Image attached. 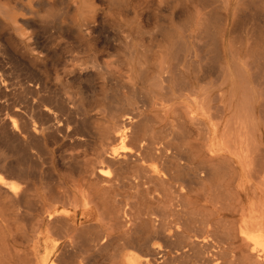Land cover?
Segmentation results:
<instances>
[{"label":"bare ground","instance_id":"6f19581e","mask_svg":"<svg viewBox=\"0 0 264 264\" xmlns=\"http://www.w3.org/2000/svg\"><path fill=\"white\" fill-rule=\"evenodd\" d=\"M26 1L28 2L27 6L20 5V7L29 14L35 13L34 9H32L34 6L50 7V0ZM71 1V4H66L64 13L60 12L59 14V10H57L56 14L49 16L51 17L50 19L40 22L41 25L38 28L43 31L42 34L52 30L56 35L69 33L78 43L91 40L96 29L102 26L97 27L99 18L102 20L101 23L106 22L102 16L103 12H101V15L99 14L101 10L96 6L97 1L106 6L108 10L115 12L119 21L115 22V20H112L116 24L117 29L114 31L111 29L113 31L111 37L109 36L111 39L108 37L102 45L95 47V56L83 64L77 63V61L73 62L74 58H71L70 61L73 63H69V66H66L68 67L67 73L75 74L83 71L90 73L95 72V70L110 72L107 69L110 63L104 60H109L113 54L111 52L115 51L116 48L121 49V58L114 65L112 64L115 68H118L115 69L113 67L117 71L112 69L125 79H128L127 76L131 71H139L140 62L138 59L140 57L138 46L140 35L138 28L132 27L130 24L129 13L131 9L128 0ZM143 1L145 3L151 2V0ZM155 1H157L158 7L163 4V8L169 9L172 6L170 0ZM200 2L198 1V3ZM204 2H201L202 5ZM205 4L203 8L210 6L215 11L209 14L205 9V13L198 10L204 15H200L199 12L195 14L192 12L191 28L185 29L186 27H184L183 30H185H182L183 33H186L183 36L184 39L177 41L167 38L168 41L167 39L159 41V51H157V53L159 52L160 64L157 74L158 87L163 88V82L167 81L172 75L168 62H165V60L167 58L175 60V58L179 57L178 54L185 56V58L189 54L191 55L193 47L189 43L187 44V38H192L191 35L195 34L193 41L201 40L203 32L198 30L203 27L205 28L203 33L205 34V44L202 47H205L207 53H209L208 51L213 53L212 58L216 62L217 60H222L219 66L216 69L214 68L217 73L216 77H218L215 80H218L219 83L215 91L206 92L207 89L205 87L201 90H196L182 80L183 82L179 84L181 88L179 87L178 96H184V99L178 101L172 93H169V98L158 99L157 96V98L153 97V103L156 105L161 104L163 115L159 114L152 118L147 115L142 117L138 111L127 109L119 117H116L115 114L109 117L106 110L100 109L101 115L92 117L80 108L78 111H72L70 105L74 102L72 96L67 93L61 92L60 89V92H58V89L56 90L57 92L50 91L46 84L42 82V79L41 81L35 79V81L34 77L31 79L28 76L29 74L27 76L24 75V78L22 77L21 89L12 90L10 95L13 97L12 102L21 103V105L25 104V107L29 110L27 112L29 117L27 115V117L23 118L24 120L22 119L23 123L19 129L15 125H4L3 128L0 125L1 142L9 145L13 152L17 153V155L19 154V157L28 156L27 153H29L31 147H34V143L40 146L43 139L39 135L42 131L39 130L40 127L37 129L36 126H29L30 119H38L39 123L42 122V125L43 123L47 125L46 129L52 128L54 130L55 126L57 128L55 120L52 118L53 116L42 110L45 105H49L55 107L58 113L67 118V123H71L74 126V130H71L73 132H70L72 134L70 137L76 141L78 146L87 147V142L81 139L85 135L96 137L100 144H96L93 147L95 154L87 171L91 180L84 183L79 181L71 184L68 193L67 191L64 193V191L63 195L53 196L49 204L37 200L39 196H36L34 200H30L31 192L35 189L34 184L40 187L46 184L39 180L41 175L38 176L39 179L37 180L35 179L36 175H32L29 170L31 175L27 170L24 171L26 168L21 170V167L18 166L19 164L16 165V162L14 163L16 166L11 167L12 164L9 165L8 161L0 159V199H7L12 207L20 208L19 206L23 205L25 209L32 212L30 215L24 211L22 212L23 216L30 219H28V222L24 220L25 217L21 219L27 224V228L23 231L22 242L25 244L24 249H20V245L7 244L5 242L6 238L0 237L4 240L0 242V252H2L0 253V264H49L44 257H41L38 253L36 254V252H47L45 245L49 244L54 252L61 245V252L68 253L108 252L110 250L127 253L134 250H144L146 252L144 262H137V259H134L132 255L123 253L121 255V264H264V93L260 90L259 93L254 88L256 85L264 87V0H216ZM198 5L200 7V4ZM0 15L5 23L0 22L10 30V37L21 48L22 56H26L30 60L39 59L40 53L38 50L44 51L46 46L41 43L43 41L40 42L36 35L32 36L25 29L27 25L35 26V24L30 20H23L18 23L16 17L12 16V13L8 14L6 7L3 5H0ZM203 16L207 18H205L206 22L204 18H201ZM134 18H137L136 12L134 13ZM189 19L188 21H190ZM246 25L249 30L251 29L252 37L249 36L250 31H246ZM237 26L242 30L241 44H238L239 48H243L241 58L239 56L240 52L236 49L238 45L234 46V42L231 43L230 39V33ZM35 27L37 28V26ZM214 27L218 30L217 32L214 31ZM56 35L53 38L54 41L57 39ZM64 36L63 39L65 38ZM51 37L46 38L51 40ZM69 37H67L68 40L71 39ZM54 41L51 42L53 43ZM235 42L239 41L236 40ZM203 48L201 49L203 50ZM6 57L13 60H18L17 58H19L0 38V95H6V86L2 77L9 75L12 78L15 75L13 74L14 70L12 73L8 68H6L7 72L4 69L7 66L4 62ZM70 57H72V54ZM204 57L205 55L202 60ZM189 58L191 59L192 57L189 56ZM99 59H103L102 62L104 61L103 65L106 66L105 68L98 64ZM4 63L6 66H4ZM194 64L196 65L197 63ZM16 68L18 69V66ZM252 69L255 72L253 77H255L254 79H256L258 84L253 82L252 84L248 81L250 77H248L247 72ZM24 70L26 71V68ZM184 70L186 72V69ZM20 72L22 74V71ZM34 75H36L35 72ZM30 79L32 84L33 82H38V89L34 87V84H30V86L26 83ZM205 84V86H208V82H205ZM177 85L176 87L179 86ZM10 95L8 94V96ZM36 95H40V98L38 97L39 101L37 103L30 101V98ZM151 95L153 96L154 94ZM8 102L12 105L11 99ZM10 106L8 107L10 108ZM16 114L13 117H17ZM18 118L21 119L22 117ZM145 121L150 123V125H145ZM97 122H101V126L99 125L98 129L93 126ZM155 126L164 129L162 136L167 138L173 136L174 128H180L182 130V144H186L188 148L180 149V151L176 152L171 145H173L172 142L174 140H178V137L175 136L176 139H169L164 142L154 131ZM56 128V131H54L56 132L55 135L51 132L53 137L57 135L58 129ZM141 129L144 130L141 131ZM60 130L61 133V127ZM47 133L50 135L49 132ZM21 135L29 137L31 143L28 142L29 145L20 143ZM175 137L173 136V138ZM112 143H117V145L112 146L114 145ZM90 147L92 149V146ZM1 155L3 154L0 153ZM21 160L19 159L17 163L22 162ZM26 160L29 162L27 163L29 167L37 166L31 157L26 158L23 162ZM180 161H184L186 164L183 165ZM207 163H210L211 168L207 166ZM23 166L25 165L22 164ZM190 166L193 170L190 174H187V178H179L177 175L178 170L174 168L183 167L184 169ZM219 169H222V175L215 182L218 184L224 182V195H219L222 191L220 192L214 186L217 193L214 192L212 196L216 200L217 194L220 198L222 196L221 199L219 198L222 202L227 199L233 203L231 208L228 209L229 214L220 212L222 206L219 207L217 204L221 201H213L210 203L215 208L214 210L209 211L201 206L200 209L186 210L183 211V214L181 213L182 216L198 217V220L194 223L183 219L182 216L178 218L176 210L178 202L181 208L186 206L193 207L190 202H181L178 195L182 196L195 187L207 190V184L209 182L213 184L214 174ZM9 179H15L20 182L15 185ZM115 188H124L126 195L123 197L125 200L124 204L113 212L112 223L108 227L109 232L104 233L96 226H87L86 224L97 205L105 199V194ZM63 189L65 190V188ZM127 190L129 195H127ZM131 190L135 191V193L131 194ZM141 190H150L156 193V196H152L155 199L156 207L152 211H148V213L144 212L143 206H141V209L140 205L136 206L135 200H138ZM244 191H251V195L260 201L259 205H257V201L250 207L242 206V203L237 198ZM174 195H177L178 199ZM161 199H166V201ZM39 202L42 205H38ZM22 213L19 216H22ZM6 214L0 212V229L5 232L8 230L7 226L11 224V221L7 219L10 217H7ZM79 215L86 217L80 219L78 218ZM135 216L138 220L144 219L145 216L150 217L151 232L143 239L132 236L134 229L131 227ZM225 216H230L233 219L238 216V219L227 221L224 218ZM91 228L94 229L93 234L88 232ZM6 235L8 236V233ZM13 236L11 237L13 238ZM51 237H55L56 240L50 239ZM14 252L22 253H18L14 257ZM56 259L58 260V258ZM82 262L86 263V259Z\"/></svg>","mask_w":264,"mask_h":264},{"label":"rangeland","instance_id":"374dc122","mask_svg":"<svg viewBox=\"0 0 264 264\" xmlns=\"http://www.w3.org/2000/svg\"><path fill=\"white\" fill-rule=\"evenodd\" d=\"M170 1L172 2V6H171V8L166 9V8H163L164 7L163 4L161 6L159 5L160 7H158L157 1H155V0H151L150 3H145L143 0H128L130 9L134 11L133 12L130 10V13H129L130 24L132 27L138 28L139 35H140L139 46H138L139 57H140L138 59V61L140 63L138 62L139 63V71L138 70L134 71V72L131 71V73H129V75L127 76L128 79H125V78H123V76H120V74L118 72H115V71H117L115 69H118V68L117 67L115 68V66H113L114 63L118 59L121 58V52L122 51H121V49H118V48H116L115 51L111 52L113 54L109 60H104V61H107L110 63L107 66V69L110 72H106L104 70H101V71L95 70V72H90V73L88 71L87 72L83 71L82 73H75L76 77H75V74L67 73L68 67H66V66H69L68 65L69 63L71 64L74 61L75 62L77 61V63H80V64L87 63L90 58L95 56V51H96L95 47L96 46L98 47V45L99 46L102 45L103 42L106 41V38H108L109 36L111 37L113 31L115 29H117L116 24L114 22H112V20H115V22L116 21L118 22L119 18L116 16L115 12L108 10L107 7L102 5L101 2L97 1L96 6L101 10L99 12L100 15H101V12H103L102 16L106 20V22L101 23L102 20L99 18V20H98L99 25L97 27L99 28L101 25L102 26L99 29H96V32L94 33L91 40H88V41L85 40V41H81L80 43H78L69 33H63L62 35H56L54 33V31L50 30V31H48V33L45 32L46 35H44L45 33L42 34L43 31H41V29L38 28L41 25L40 24L41 21L50 19L51 17H49V16L51 14H56L57 10H59L58 11L59 14H60V12L64 13L66 4H71L72 3L71 0H50V7L49 8L35 7L34 6V7H32V9H34V11H35L34 14H29L26 11L21 9L20 5L27 6L28 2L26 0H0V5L5 6L8 14L12 13V16L16 17V20H18V23L23 21V20L32 21L33 24H35V26H37V28L35 26H32L31 24H29L26 26L25 29H27V32L31 33L32 36L36 35L40 39V42L43 41L41 43H43L46 46L44 51L38 50L40 55L38 56L39 59H37V60H35V59L30 60L28 57L22 56L21 48L18 46L16 41L10 37V33H11L10 30L8 29V27L6 25L1 23V22H3L2 21L3 19H2V16L0 15V21H1L0 22V38L20 58V59L17 58L19 61L16 59H14L15 60L14 61L13 59H10V58L7 59V57H6V59L4 61L7 64V66H6L4 63V66H6V67H4V69L6 70V68H8L9 71H11V72L14 70L13 71L14 73L13 72L12 73L15 75L12 78H11V76L9 77V75H4L2 77V80L4 81V84L6 86L5 87L6 95L5 94L0 95V125H2L1 127L3 128L4 125L5 126L15 125L17 127V129H19L21 124L23 123V120H24L23 118L27 117V115L29 117V113H27V112H29V110L25 107V104L21 105V103L19 104V103L12 102L13 97L10 95V94H12V90H15V89L20 90L21 89L20 84L23 81V78H24L23 76L24 75L27 76L28 74H29L28 76L31 79L33 77H34V80L39 79L41 81V79H42V82L46 84L47 88L50 89V91L57 92L56 90L58 89V92H60L59 91V89H60L61 92L63 91L65 93H67L68 95L72 96L74 103L70 105L71 110L72 111H78V109L80 108L81 110L86 111L92 117H96V116L101 115L100 114L101 110H106L108 112L109 117H110V115L112 116V114L113 115L115 114L116 117H119L122 114H124L127 111V109H130L131 111H134V110L138 111L142 115V117L144 115H147L150 118H152V117H155L156 115H159V114L163 115L164 112L162 110L161 104L159 103L156 105L155 103H153V97L155 98L157 96L158 99L159 98H161V99L162 98H169L170 97L169 93H172L178 101L184 99V96H178V93L180 91L179 89L181 88L179 84H181L183 81L187 82V85H190L191 87H193L196 90H201L205 87V89H207L206 92L215 91L216 86L219 83L218 80L217 81L215 80V79H218V77H216L217 73L215 72V69L219 66V63H221L222 60H217V62H216L214 60V58H212L213 53L210 51H208L209 53H207V50L205 49V47L204 46H203L204 48L202 47V45L205 44V41H204L205 40V36H204L205 34H203L205 32L204 27L201 29L199 28V30H198V31L203 32L201 34L203 39L201 38V40H197V41L194 40L193 41V38H194L193 36H195V34H193V33H192L193 36L191 35L192 38H187V44L189 43V45L193 47L192 52L190 51L192 53L191 54L192 56L189 54V56L192 57L191 59L189 58V56L187 58H185V56H180V54H178L179 57L175 58V60L171 59V58H167V60H165V62H168V67L171 70L172 75L170 74L171 76H170V78H168V80L165 79L167 81L163 82V85H164L163 88L158 87L159 80L157 78L158 77L157 74L159 72L158 68L160 67V64H159V52L157 53V51H159V47H158L159 41L160 40L161 41L166 40L167 38L169 40L174 39L177 41H179V39H184L183 36H185L184 34H186V33H183V31L187 28H191V21H192V16H193L192 12L194 14L196 12L197 13L199 12L201 15V14L205 13V11H206L207 13L210 14L212 11H215V9L211 8L210 6H206L207 7V10H206V7L203 8V6L207 5L205 3H209L210 1L214 2L216 0H214V1L213 0H204L205 2L202 0H170ZM198 1L204 2L203 5L201 2L198 3ZM198 4H200V7ZM204 9H205V11H204ZM161 10H162V12H161ZM198 10H201L203 13H201V11H198ZM135 12L137 14L136 19L134 18ZM166 12H168V13H166ZM201 18L205 19L206 17L203 16ZM188 19L190 21H188ZM206 19L204 20L205 22H206ZM61 20H62V18H61ZM187 21H188V23H187ZM3 23H5V21ZM184 23H186V24H184ZM183 24L186 26H184ZM184 27H186V28L183 30ZM247 27L248 26L246 25V31L247 30L250 31L249 36L252 37L251 29L249 30V28H247ZM238 28H239V26L235 27L234 30L230 33L231 43L234 42L233 43L234 46L241 44L240 39L242 38V36H241L242 30L240 28L239 29ZM111 29H113V31ZM160 29H162L163 31ZM213 29L216 32L218 31L217 29H215V27ZM104 31H106V32H104ZM51 32L56 35L57 39H55V41L53 39V38H55L54 37L55 35L53 36V34ZM39 33H41V34H39ZM234 33H235V35H234ZM48 34L50 36H52L51 40L47 39V38H50V36ZM42 35H43L44 39L42 38ZM63 35H65L64 39H63ZM57 36L58 37L60 36V38H62V39L58 38ZM67 37H69L71 39L68 40ZM110 37H109V39H111ZM45 38L47 39V41ZM163 38H165V39H163ZM168 39H167V41H168ZM233 39L235 41L237 40L239 42H235ZM48 40H50L49 41L50 43L48 42ZM51 41H54V42L52 43ZM74 42H75V44H74ZM190 42H191V44H190ZM199 42H201V43L199 44ZM196 44H197V46H196ZM239 45L236 47V49L238 50V52H240L239 56L241 58L242 54H243V53H241V52H243V48H239ZM194 47H195V49H194ZM201 48H203V50ZM74 49H76V50H74ZM198 49L199 50L201 49V50L199 51ZM76 51L79 53H77ZM73 53L75 54L74 57H73ZM71 54H72V57H70ZM204 55H205V57L202 60V57ZM71 58L72 59L74 58L72 60L73 62L70 61ZM103 59H99L100 62L98 61V64L101 65L103 68H105L106 66L103 65L104 61L102 62ZM199 59H200V61H198ZM188 60H189V62H188ZM211 60H212V63H211ZM201 61H203V62H201ZM131 62L133 63L132 60H131ZM185 62H186V64H185ZM194 63H197V64L195 65ZM203 63H205V64H203ZM22 64H23V66H22ZM198 64H200V65L202 64L204 66H202V65L200 66ZM16 66H18V69L16 68ZM186 66H187V68H185ZM131 67L133 68L132 65H131ZM25 68H26V71L24 70L25 71L24 72L23 69H25ZM61 68H63V69H61ZM206 68H207V70H206ZM184 69H186V72ZM253 70L254 69L247 72L248 77H250V78H248L249 79L248 81L251 83L253 82L254 84L255 83L258 84V82H256V79H254L255 77H253V76H255V72H253ZM9 71H8V73H9ZM20 71H22V74L23 73L24 74L22 75ZM32 71H33V73H32ZM6 72H7V70H6ZM26 72H27V74H25ZM34 72L36 75H34ZM12 73H10V74H12ZM88 73H89V75H88ZM206 73H207V75H206ZM30 74H32V75L30 76ZM85 75L87 76L86 78H85ZM203 76H205V77H203ZM31 79L28 81L25 80L26 83L28 85L34 84V87L38 89L39 88L38 82H33V84H32ZM213 81H214V83H213ZM29 82H31V83H29ZM205 82H208V86H205L207 84V83L205 84ZM176 85L178 87H176ZM9 87H10V89H9ZM254 88H255V91L259 92V90H260L264 93V87L262 85H259V86L256 85ZM205 89H204V91H205ZM212 89H214V90H212ZM263 93H261V94H263ZM8 94L10 96H8ZM151 94H154V95L152 96ZM4 96H6V97H4ZM39 96L40 95H36L35 97H31L30 101L37 103L39 101V99H38ZM10 99H11L12 105L10 104V102H8V101H10ZM36 99H38V100H36ZM8 106H10V108ZM20 108H22V109H20ZM42 110L45 111V113H49V115L53 116V117L52 116H50V117H52L55 120V123L57 125V128H56V126H55V128L58 129L57 130L58 132H57L56 137H53L51 135V132H53L52 134L55 135V133H56V132H54V131H56L55 128H54V130H52V128H50V129L47 128L48 129V131H47V129H46L47 125H45L44 123L42 125V122L40 121L41 123H39L38 119L31 117L32 119L29 120V126L30 127L36 126L37 129L40 127L39 130H42V131L40 132L39 135H41L43 139H42L40 146L37 145V143H34V147H31V149H29V153H27L28 156H25V157L23 156V158L26 159L28 157H31V159L33 160L34 163H36L37 166L36 167H33V166L29 167L27 165V163H29L28 160H26L27 162L26 161L23 162V160H25V159H23L22 156L19 157L18 156L19 154L17 155V153L13 152L11 147L9 145H6L3 142H1V140H0V142L3 144L0 143V153H2L3 155H1L2 157L0 156V159H4L6 162L8 161L7 163L9 165L12 164L11 167H15L17 164H19L18 166L21 167V170H23V168H26V169H24V171L27 170V172L30 175H31V173L34 176L36 175L35 179L38 180L40 178L39 180H41L43 183H46L45 186H43V187H40L37 184L33 183L35 189L32 190V192H31L30 200H34L36 196L37 197L39 196L37 198V200H39L40 202L44 201V203L49 204L50 199L53 196L63 195L64 193H66V191L68 193L69 192L68 189L71 188V184L79 182V181H83V183H84V182H88L91 180V177H89L87 171H88V168L90 167V162L94 158L95 152H94L93 147L96 146V144H100V142L96 137H92V136L89 137V136L85 135V136H82L81 139H82V141L87 142V147H85L83 145H79L80 146L79 147L76 144V141L70 137V136H72L71 133L73 131H71V130H74V128H73L74 126L71 123H67V121H66L67 118L64 115L58 113V111H56L57 109L55 107H52L49 105H47V106L45 105L42 108ZM24 111H26V112H24ZM13 112H15V113H13ZM16 112H18V114H16ZM14 114H16L17 117H13ZM19 115H21V116H19ZM102 116H104V115L102 114ZM18 117H22V118L20 119ZM59 118H60V120H59ZM148 124L150 125V123L145 121V125H148ZM99 125L101 126V122H97L93 126L98 129L100 127ZM62 126H64V127H62ZM1 127H0V129H1ZM60 127L62 129L61 133H60V131H61ZM63 129H64V131H63ZM49 130H52V131H49ZM142 130H144V129H141V131ZM163 130L164 129L159 128L158 126L154 127V131L159 136V138L164 142H166L169 139L174 140V139H176V137H178L177 138L178 140H174V142H172L173 145H171L172 148L176 152L180 151V149L182 150L184 148H186V149L188 148L186 144H182V130L180 128H174L173 129L174 132L172 131L173 132L172 135L174 137L176 136L175 138H173V136H171L170 138L163 137L162 136ZM45 132H46V134H45ZM47 132H49L51 136ZM68 133L71 135H69ZM51 137H53V138H51ZM83 138H84V140H83ZM179 138H180V140H179ZM0 139H1V137H0ZM19 140H20L19 142L20 143L22 142L23 145H25V143H26V145H29L28 142L31 143V140L29 139V137L24 136V135H21ZM112 144H114V143H112ZM116 145H117V143L112 145V146H116ZM90 146H92V149H90L91 148ZM5 153H6V155H5ZM29 154H30V156H29ZM21 158H22V160H21ZM19 159L23 163L22 162L17 163V161H19ZM10 162H12V163H10ZM15 162H16V165L14 164ZM180 163L183 165L186 164V162H184V161H180ZM22 164L25 165L26 167L25 166L22 167ZM193 165H195V164H193ZM207 166H209V168H211L210 163H207ZM180 167L174 168V169L178 170L177 175L179 178L186 179L187 174H190L193 169L191 168V166L189 168H184V169H183V167L182 168H180ZM28 170L31 171V173ZM49 171H50V173H49ZM182 172H184V173H182ZM40 175H41V177L38 178V176H40ZM111 175H113V173H111ZM214 175H215L214 182H213V184H211L210 182L207 184V186H208L207 190H204L202 188L200 189L199 187H195V188H191L186 194H184L182 196L178 195V198L181 202H185V203L190 202L191 204H193V207L186 206L185 208H181V206L179 205L180 203L178 202L177 203L178 206L176 207L178 218H180L182 216L183 211L200 209L201 206L207 208L209 211L215 209L213 207L212 203H210V202L221 201V200H219V198H220L219 195L223 194L224 182H221L220 184H218L215 181L217 180V178L220 177V175H222V169L217 170ZM9 181L15 185L20 182V181L18 182L15 179H11V180L9 179ZM214 186L216 188H218L220 192L222 191L219 195L216 194V200L212 196L214 192L217 193V191H215L216 189L214 188ZM26 188H27V186H26ZM26 188H24V189L26 190ZM63 188H65V190ZM27 189H29V187ZM248 191L242 192L239 197L237 196L238 197L237 199L240 200V202L242 203V206H245V207H250L254 202L258 201L257 198H255L251 195L252 192L251 191L248 192ZM130 193L133 194V193H135V191L131 190ZM28 195H29V193H28ZM105 195H106L105 199L103 200L102 203L97 205V208L95 209L94 213L92 214L91 218L88 220V222L86 224L87 226H90V227L96 226L99 229H101L102 231H104V233L109 232L108 227L112 223L111 220L113 217V212H114V210L119 209L124 204L125 200L123 197L126 194H125L124 188H122V189L121 188H115L113 190L111 189L109 191V193L107 192V194H105ZM127 195H129L128 190H127ZM154 195L156 196V193L153 191H150V190L149 191H142L141 190L139 197H138V200H135V202L137 203L136 206L140 205V209H141V206H143L144 212H146V213H148V211H152L156 207L155 199H153V197H152ZM174 197L177 198V195H174ZM187 198H188V200H187ZM221 198H222V196H221ZM161 200L166 201V199H161ZM224 201L226 203L221 201L222 203L221 202L219 203L221 205L217 204V206H219V207L222 206L220 209V212H224V213L229 214L228 209L231 208L233 203L227 199H224ZM40 202L38 205L41 204ZM9 203L10 202L7 201V199H4V198L0 199V212L2 214L7 213L6 216L10 217L7 219H9L8 221H11V224H9L7 226L8 230H6V232L4 230L0 229V237L1 238L5 237L6 238L5 242H7V244H12L13 246H16V245L19 246L20 245V249H24L25 244H24V242H22L23 241V231L27 228V224L25 223V221H28V218L23 216L22 212L24 211L25 213H28L29 215H30V212H29V210L25 209L23 207V205H21V206L18 205L20 208H16L14 206L12 207L10 205L11 203L10 204ZM259 203H260V201L257 202V205H259ZM223 207H225V208H223ZM20 210H21L22 216L21 215L19 216V214H21ZM3 211H5V212H3ZM195 211H200V210H195ZM14 212H16L18 215ZM6 216L4 215V217H6ZM24 217H25V219H24ZM182 217H183V219L190 220L192 223H194L198 220V217H196V216H190V217L182 216ZM22 218L25 221L21 220ZM134 218L135 219L133 220V226L131 227L134 229V231L132 232V236L135 238L141 237L143 239L148 234H150V232H151L152 226L150 224V217L145 216L144 219H142V220H138L136 218V216ZM151 218H153V217H151ZM224 218L227 221H235L238 219V216H236L234 219L231 218L230 216L229 217L225 216ZM22 221H24V222H22ZM9 230H11V232H9ZM93 230H94L93 228H91V230L89 229L88 230L89 234H93L94 233ZM6 233H8V236L6 235ZM11 236H13V238ZM1 238H0V242H3L4 240H2ZM237 244H239V242H237ZM48 247H49L48 245H45L46 249ZM60 248H62V245L60 246ZM0 253H2V252H0ZM15 253L16 252L13 253L14 257H15V255L17 256L18 253H22V252H18L16 254ZM40 253L44 254L46 257L52 256V257H50L51 261L54 258H58L59 262H57L56 264H72V263H77V264H86V263H88V264H121V255L123 253L132 255L134 257V259H137V262H144V257H145L146 252L144 250H139V251L134 250L133 252L127 253V252H114V251L110 250L108 252H70L71 254L68 252H40ZM73 254H74V256H73ZM70 256H71V258L69 259ZM66 259H68V260H66ZM84 259H86V263L82 262ZM61 260L63 261V263ZM60 261H61V263H60Z\"/></svg>","mask_w":264,"mask_h":264},{"label":"crops","instance_id":"0c3cea01","mask_svg":"<svg viewBox=\"0 0 264 264\" xmlns=\"http://www.w3.org/2000/svg\"><path fill=\"white\" fill-rule=\"evenodd\" d=\"M30 212V211H29ZM32 212H30V214H31ZM29 216V215H28ZM84 217H86V216H81V215H79L78 216V218H80V219H83ZM28 219H29V217H27ZM30 220V219H29ZM28 220V221H29ZM28 221H26V222H28ZM50 239H52V240H56V238L55 237H51ZM49 247L46 249L47 250V252H54L53 251V248L50 246V244L48 245ZM55 252H61V249L59 248V249H57V251H55ZM38 253V255H40L41 257H44L45 258V260H46V262H48L49 264L50 263H54V264H56L57 262H58V260L56 259V258H54L52 261H51V259H50V257H52V256H50V257H46L44 254H42V253H40V252H36V254ZM56 260V261H55Z\"/></svg>","mask_w":264,"mask_h":264}]
</instances>
